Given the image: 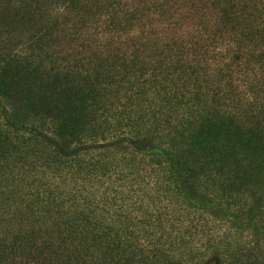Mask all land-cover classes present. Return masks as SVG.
<instances>
[{
    "label": "trees",
    "instance_id": "obj_1",
    "mask_svg": "<svg viewBox=\"0 0 264 264\" xmlns=\"http://www.w3.org/2000/svg\"><path fill=\"white\" fill-rule=\"evenodd\" d=\"M107 17L103 24L110 29L89 31L99 30ZM0 58H11L12 64L16 58H32L31 85L17 95H37L38 86L45 90L40 107L34 97L32 120L20 124L28 130L21 133L14 125L18 151L22 145L43 146L59 160L49 168L80 169L87 172L88 184L94 177L103 182L110 172L108 177H120L114 196H105L86 214L96 215L100 204L112 202V213L125 220L181 217L191 221V230L204 231L217 212L229 220L230 230L255 232L260 241L253 242L264 246V220H256L258 213L264 217V200L244 209L235 199L264 194V0H0ZM45 73L43 88L40 74ZM144 78H153L155 85L176 79L183 91L195 88L201 106L210 100L218 104L216 113L203 119L199 140L188 146L194 157L189 162L176 150L177 143L160 149L162 161L154 147L135 150L141 143L126 137L114 142L127 125L109 122L108 106ZM103 104L106 118L99 124L97 106ZM195 164L203 172H195ZM233 165L240 168L232 174ZM219 195L234 200L222 203ZM64 199L66 206L54 201L55 207L77 212V203ZM244 211L249 218L241 217ZM77 218L97 219L84 213ZM58 232L60 237L65 233ZM207 235L212 242L218 238ZM25 239L27 245L52 250L32 254L21 242L14 247L0 241V264H86L87 257L97 264L89 258L94 255L66 256L56 241ZM144 253L137 264L153 255ZM166 254L165 261L175 262Z\"/></svg>",
    "mask_w": 264,
    "mask_h": 264
},
{
    "label": "rangeland",
    "instance_id": "obj_2",
    "mask_svg": "<svg viewBox=\"0 0 264 264\" xmlns=\"http://www.w3.org/2000/svg\"><path fill=\"white\" fill-rule=\"evenodd\" d=\"M108 19L105 18L98 25L99 30L95 26L89 31L93 33L109 28L103 24L108 22ZM10 59L0 58V241H4L1 243H14L15 247L21 242L34 254L41 250L49 252L52 249H45L30 241L29 246L25 243V238H33L39 243L56 241L57 245H62L66 256L80 253L94 255L95 257L89 258H94L97 264H137L142 262L145 250L153 251V255L144 264H177L178 260L183 262L181 264H264V246L255 245L253 242L256 239L260 241L257 233L236 227L230 230L232 225L229 220L217 212L216 217L210 216L214 221L207 223L204 231L191 230V221L181 217L171 221L148 220L149 217L125 220L112 213V202L100 204L96 215L92 216L91 211L86 214L87 208L93 210L98 205L97 202L105 196H114L117 188L115 179L120 177L112 179L108 177L112 175L110 172L103 182H98L94 177L88 184L84 181L87 172L80 169L78 173L79 170L75 167L49 168L50 164H59V160L53 159L43 146L33 150L32 147L29 149L22 145L21 149L17 150L14 143V125L21 133H25L28 129L20 124L32 120L30 116L34 97L38 98L36 102L39 107L46 97L45 90L41 92L40 86L36 89L37 95H17L24 91L25 86L31 85L30 74L34 67L30 66L32 58H16L13 64ZM40 75L43 76L42 79L45 78L42 86L45 88L48 75ZM152 79L147 81L144 78L141 84L132 85L129 92H121L123 97L120 101L112 100L113 104L108 106L111 115L109 122L114 124L122 121L127 125L122 135L115 137L118 139L114 142L126 137L130 138L131 142L141 143L140 146L134 147L135 150L154 147L153 154L162 161L165 156H161L160 149L170 146L169 142L177 143L176 150H179L182 159L189 162V158L194 157L189 156L187 148L199 140L197 132L203 129V119L211 117V112L216 113L215 107L218 104L210 100L211 103L201 106L199 97L195 95V88L183 91L176 79L158 85L152 83ZM165 91L168 93H164ZM179 93L186 94L183 99L176 100ZM182 101L184 103L181 105ZM118 106L120 110L117 109ZM104 107L105 104L97 106L96 123L100 124L106 118V114L104 116L102 113ZM66 140L70 141L69 138ZM191 168L195 169V172H203V167L198 164ZM239 168L233 165L228 172L233 174L238 172ZM154 174L163 176L164 172L156 170ZM154 174L153 177L156 176ZM73 192L79 197L76 199L82 202L77 203L73 199ZM253 194L251 197L240 194L235 199L239 200L241 208L247 209L251 204H259L264 200V194ZM66 196L70 197V203H77V212L55 207L54 201L66 206ZM218 200L224 203L234 199L219 195ZM81 213H84L85 217L96 216L97 219L77 218V214ZM241 217L247 219L249 215L244 211ZM256 220L262 221L264 217L258 213ZM60 228L65 232L62 233L63 238L58 232ZM208 232L218 238L212 242ZM86 244L97 248L86 249ZM166 253L177 261H165L163 254L167 255ZM87 260L88 257L86 264H91L90 260Z\"/></svg>",
    "mask_w": 264,
    "mask_h": 264
}]
</instances>
